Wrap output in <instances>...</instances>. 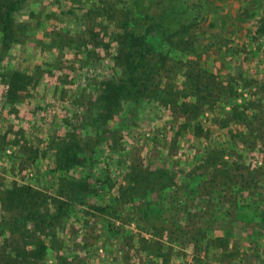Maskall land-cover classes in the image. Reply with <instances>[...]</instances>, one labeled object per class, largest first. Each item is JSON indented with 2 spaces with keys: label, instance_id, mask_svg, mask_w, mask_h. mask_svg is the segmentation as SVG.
Instances as JSON below:
<instances>
[{
  "label": "rangeland",
  "instance_id": "1",
  "mask_svg": "<svg viewBox=\"0 0 264 264\" xmlns=\"http://www.w3.org/2000/svg\"><path fill=\"white\" fill-rule=\"evenodd\" d=\"M201 3L189 58L226 88L214 106L176 96L183 69L101 118L125 76L112 1L28 0L0 32V220L20 187L42 219L0 232V264H264V220L245 222L264 210V0Z\"/></svg>",
  "mask_w": 264,
  "mask_h": 264
},
{
  "label": "trees",
  "instance_id": "2",
  "mask_svg": "<svg viewBox=\"0 0 264 264\" xmlns=\"http://www.w3.org/2000/svg\"><path fill=\"white\" fill-rule=\"evenodd\" d=\"M28 0H1L0 2V32L3 44L14 36V15ZM125 11L123 22L122 54L125 61V76L118 81H110L103 85V92L99 102L104 108L101 118L109 114L108 107L118 103L119 97H124L131 105L128 116H132L138 104L143 101L155 100L161 91L164 82L172 83L176 73L187 69L186 78L190 90L178 91L176 96L182 94L197 96L200 106L202 104L214 106L219 100L226 98V88L214 85L219 90L211 87L215 76L208 75L209 71L202 73L201 68H195L191 54L196 46V40L190 36L193 27L201 22L200 14L202 0L191 3V0H109ZM152 7L154 11H149ZM264 25V21L262 26ZM259 31V30H258ZM101 45V44H99ZM187 58V59H186ZM186 59V60H185ZM204 80V81H203ZM206 82V84H204ZM166 83V84H168ZM187 84V83H186ZM204 86V88H202ZM182 92V93H181ZM187 93V94H186ZM182 98V97H181ZM264 100V93L262 95ZM107 107L106 111L105 108ZM264 117V102L259 105ZM188 113L190 116L199 117L201 112ZM246 111V110H245ZM235 117L240 111H234ZM226 119L220 121L225 126ZM247 122V119H246ZM249 126V123H247ZM251 131L260 125H254ZM32 189L20 187L19 193L8 191L6 196H14L22 202L20 211L14 210L9 216L0 220V232L6 229L30 226L29 222H42L37 219L39 212L33 210ZM18 197V198H17ZM24 210V213H20ZM64 214L63 207L59 208V215ZM63 217V216H62ZM264 220V210L253 221H245L246 225L252 222L260 223Z\"/></svg>",
  "mask_w": 264,
  "mask_h": 264
}]
</instances>
